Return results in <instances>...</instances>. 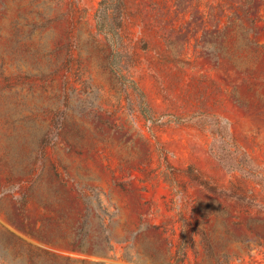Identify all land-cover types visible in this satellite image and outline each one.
Listing matches in <instances>:
<instances>
[{
  "label": "rangeland",
  "instance_id": "1",
  "mask_svg": "<svg viewBox=\"0 0 264 264\" xmlns=\"http://www.w3.org/2000/svg\"><path fill=\"white\" fill-rule=\"evenodd\" d=\"M0 264H264V0H0Z\"/></svg>",
  "mask_w": 264,
  "mask_h": 264
}]
</instances>
